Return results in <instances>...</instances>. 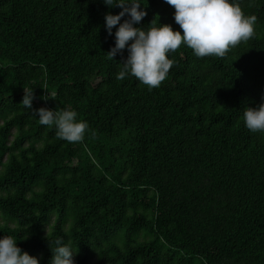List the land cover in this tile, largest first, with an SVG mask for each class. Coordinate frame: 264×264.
<instances>
[{
	"label": "trees",
	"instance_id": "1",
	"mask_svg": "<svg viewBox=\"0 0 264 264\" xmlns=\"http://www.w3.org/2000/svg\"><path fill=\"white\" fill-rule=\"evenodd\" d=\"M140 2L136 26L182 31L164 0ZM237 3L254 37L223 58L181 45L149 91L115 78L126 49L107 58L119 7L0 0V237L39 264L57 239L74 264H264V133L243 123L264 102V0ZM29 88L33 110H75L84 141L42 126Z\"/></svg>",
	"mask_w": 264,
	"mask_h": 264
},
{
	"label": "clouds",
	"instance_id": "2",
	"mask_svg": "<svg viewBox=\"0 0 264 264\" xmlns=\"http://www.w3.org/2000/svg\"><path fill=\"white\" fill-rule=\"evenodd\" d=\"M109 9L121 10L113 15L106 13L105 29L114 33V47L106 54L113 60L127 50V57L119 63L117 80L131 76L151 91L167 79L175 61L169 58L181 45L190 48L197 58H223L234 47L246 43L255 35L256 16L246 15L237 0H164L174 8L173 19L179 30L169 24L151 22L140 27L147 15L140 0H102ZM144 6V5H143ZM127 17L126 19H123ZM122 21V22H121ZM48 97H45L47 99ZM33 88L24 90L21 104L32 110L42 126L54 128L58 139L68 143H81L88 131L86 121L77 119V112L62 109L59 112L44 107L33 110ZM244 126L252 133H264V102L255 108H245ZM49 264H74V251L62 239L55 241ZM0 264H39L17 246L11 236L0 237Z\"/></svg>",
	"mask_w": 264,
	"mask_h": 264
},
{
	"label": "rangeland",
	"instance_id": "3",
	"mask_svg": "<svg viewBox=\"0 0 264 264\" xmlns=\"http://www.w3.org/2000/svg\"><path fill=\"white\" fill-rule=\"evenodd\" d=\"M96 80H98V79H96ZM0 222H2V219L0 218Z\"/></svg>",
	"mask_w": 264,
	"mask_h": 264
}]
</instances>
